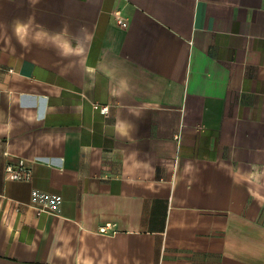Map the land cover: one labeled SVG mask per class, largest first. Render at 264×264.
<instances>
[{
    "label": "crops",
    "instance_id": "1",
    "mask_svg": "<svg viewBox=\"0 0 264 264\" xmlns=\"http://www.w3.org/2000/svg\"><path fill=\"white\" fill-rule=\"evenodd\" d=\"M0 264H264V0H0Z\"/></svg>",
    "mask_w": 264,
    "mask_h": 264
},
{
    "label": "built area",
    "instance_id": "2",
    "mask_svg": "<svg viewBox=\"0 0 264 264\" xmlns=\"http://www.w3.org/2000/svg\"><path fill=\"white\" fill-rule=\"evenodd\" d=\"M117 23L122 27H125L127 25V23L121 18L117 20ZM102 112L105 114L108 112V109L103 108ZM6 173L7 177L11 180L28 181L31 178V171L24 165L23 161H20L16 167L8 165L6 167Z\"/></svg>",
    "mask_w": 264,
    "mask_h": 264
}]
</instances>
